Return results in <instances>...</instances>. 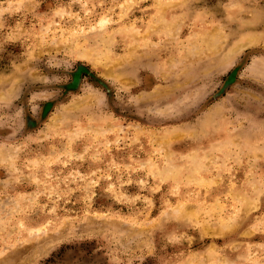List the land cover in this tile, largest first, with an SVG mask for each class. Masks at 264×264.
<instances>
[{
	"label": "rangeland",
	"instance_id": "1",
	"mask_svg": "<svg viewBox=\"0 0 264 264\" xmlns=\"http://www.w3.org/2000/svg\"><path fill=\"white\" fill-rule=\"evenodd\" d=\"M0 264H264V0H0Z\"/></svg>",
	"mask_w": 264,
	"mask_h": 264
}]
</instances>
